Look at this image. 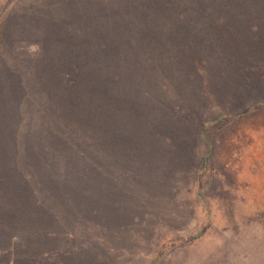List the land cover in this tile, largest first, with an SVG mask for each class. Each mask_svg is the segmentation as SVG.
I'll return each mask as SVG.
<instances>
[{
    "label": "rangeland",
    "instance_id": "rangeland-1",
    "mask_svg": "<svg viewBox=\"0 0 264 264\" xmlns=\"http://www.w3.org/2000/svg\"><path fill=\"white\" fill-rule=\"evenodd\" d=\"M187 3L0 0V264H264V0Z\"/></svg>",
    "mask_w": 264,
    "mask_h": 264
},
{
    "label": "trees",
    "instance_id": "trees-1",
    "mask_svg": "<svg viewBox=\"0 0 264 264\" xmlns=\"http://www.w3.org/2000/svg\"><path fill=\"white\" fill-rule=\"evenodd\" d=\"M106 2L111 6L109 8L106 7L107 14L104 10L105 5H101L102 0H96L97 11L94 13V17L92 18V20H97V34L100 33L99 38L102 36L101 33H103L104 30L102 22V20H105L104 16L108 19H110L109 17L112 18L110 22L112 24L114 23V27H119V25L124 27V32L127 26L126 24L118 21L121 20V16L123 17V22H129L130 24L150 18L149 20L150 22H153V25L147 26H154L159 22L166 24L175 21L172 14L178 13L180 15V12H183V10L186 12L192 10L188 7L187 0H106ZM98 5L101 7L98 8ZM138 6H140V8ZM197 6L198 5H195V7ZM136 10H139L140 12H137ZM97 12L98 14L96 15ZM117 38L118 37L116 36V39ZM104 44L105 43L101 45ZM115 50L119 51L118 48Z\"/></svg>",
    "mask_w": 264,
    "mask_h": 264
}]
</instances>
